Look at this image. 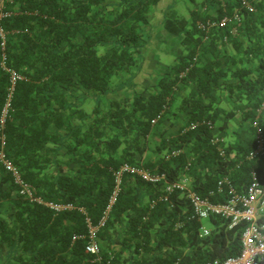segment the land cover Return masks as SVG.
I'll return each instance as SVG.
<instances>
[{
  "label": "trees",
  "instance_id": "trees-1",
  "mask_svg": "<svg viewBox=\"0 0 264 264\" xmlns=\"http://www.w3.org/2000/svg\"><path fill=\"white\" fill-rule=\"evenodd\" d=\"M3 13L0 152L43 204L19 195L0 161V264H101L85 252L88 225L111 264L236 257L247 223L212 215L202 238L188 193L165 185L188 176L204 195L226 177L243 193L251 171L264 184V154L246 158L258 132L264 143V0H9ZM156 23L176 55L165 74L135 80ZM9 71L20 78L10 99ZM174 115L181 128L157 144ZM234 120L247 141L227 143ZM125 164L165 180L123 173L111 204Z\"/></svg>",
  "mask_w": 264,
  "mask_h": 264
},
{
  "label": "built area",
  "instance_id": "built-area-1",
  "mask_svg": "<svg viewBox=\"0 0 264 264\" xmlns=\"http://www.w3.org/2000/svg\"><path fill=\"white\" fill-rule=\"evenodd\" d=\"M9 0H0V18L6 16L3 13L4 3ZM225 23V19L221 24ZM1 37V50L4 51V35L0 29ZM6 57L4 52L1 55V66L5 69ZM6 70V69H5ZM10 89L8 99L11 98V94L14 89V85L20 78L13 72H10ZM8 103L2 110L0 118L1 125L4 123V119L7 114ZM261 110H264V102L262 103ZM160 116L155 118L151 123L155 124L159 120ZM196 125H191L188 129H194ZM210 127V126H209ZM223 140L219 137L211 140V144L217 147V151L221 157L224 156V149L219 147V144ZM178 152H174L172 155H177ZM264 154V143L260 132L257 133L254 149L246 157L247 160H253ZM0 161L3 168L9 172L15 184L18 185L19 195L25 197L31 202L43 204L39 198H36L30 189V187L21 181L17 170L4 160L3 154L0 152ZM123 173H129L138 176L141 180L148 184H157L164 182L165 176L162 174H156L144 169L131 167L129 165H122L117 172L114 173L115 189L112 193L110 203L112 204L119 190L120 178ZM189 184L186 178H180L175 182H170L165 185V192L170 194L174 191H186L189 195V200L192 206V218L198 222H203L200 228V237L205 238L209 236L210 231L208 226L204 223L206 220L214 215L219 216L229 222V228L236 226L240 222H246L247 226L244 228L240 238V253L236 257H230L225 260H212L207 261L204 264H264V184L260 181L257 173L251 171L249 173V183L243 193L236 192L233 184L226 177L220 178L215 189L208 190L204 195H199L196 192L188 190ZM225 195L224 197H222ZM220 198H224V201H220ZM214 199L216 201H214ZM161 200V199H160ZM162 200H166L162 198ZM45 206L58 212L63 209H70L71 206H60L55 204H45ZM84 238L83 236H74L72 241ZM87 244L85 252L92 255L94 261L101 264H111L112 256L108 254L106 259L102 257L101 248L97 240V228L88 225V232L86 236Z\"/></svg>",
  "mask_w": 264,
  "mask_h": 264
},
{
  "label": "rangeland",
  "instance_id": "rangeland-1",
  "mask_svg": "<svg viewBox=\"0 0 264 264\" xmlns=\"http://www.w3.org/2000/svg\"><path fill=\"white\" fill-rule=\"evenodd\" d=\"M177 45L175 43L174 36L167 33L162 26H156L152 30V39L147 48L145 49L144 57L142 62L143 72L142 75L138 77L139 80H150L151 76L154 74L156 70H163L167 67V60L169 56L173 59L176 55ZM140 62V63H141ZM249 125L245 126V130L238 133L239 138L238 141H247L249 138ZM248 129V131H247ZM233 141L235 143V139L232 137L226 138V141Z\"/></svg>",
  "mask_w": 264,
  "mask_h": 264
},
{
  "label": "crops",
  "instance_id": "crops-1",
  "mask_svg": "<svg viewBox=\"0 0 264 264\" xmlns=\"http://www.w3.org/2000/svg\"><path fill=\"white\" fill-rule=\"evenodd\" d=\"M156 26H159V24H155L154 25V27H153V29L156 27ZM160 26H162V25H160ZM152 29V30H153ZM152 39V38H151ZM176 42H178L176 39H175V43ZM179 44V43H178ZM144 57V56H143ZM172 58L169 56V58H168V60L166 61L167 62V67H165L163 70H156L155 72H154V74L151 76V80L152 79H154V78H158V77H160L161 75H163V74H165L166 73V70L169 68V66L171 65V63H172ZM142 72H143V68L141 67V70H140V72L136 75V79L135 80H138V77L140 76V75H142ZM149 80H147L146 82H148ZM140 86V87H139ZM137 88L140 90L141 88H142V86L141 85H139ZM137 89V90H138ZM220 106L222 107V108H224L225 110H229V104H227V103H225V102H222L221 104H220ZM178 115H174L173 117H174V119H173V123H174V125L172 126L171 125V121L172 120H170V121H166L164 124H163V126H162V128H161V131H163L164 132V134H163V136L161 137V138H159V139H156V142H158L157 144H160V140H163L164 138H166V137H168V136H173L175 133H176V131L179 129V128H181V126H182V118H178L177 117ZM228 128H227V130H225V132H224V136H225V139H226V137L227 138H229V137H232V138H234L235 139V142H237L238 140V138H239V135H241V134H239L238 132L239 131H243L244 129H240V123L239 122H237V121H231V122H229L228 123ZM239 126V127H238ZM226 131H227V133H226ZM233 142H234V140L232 141H228V139H227V143H229V144H233ZM156 144V145H157ZM154 156L153 157H155L156 155V153L155 152H157L156 151V146L154 147ZM150 151H152V149L150 150ZM152 154V153H151ZM149 157V156H148ZM146 159H147V157H146ZM186 179H187V183L189 184V188L191 187V183H192V180H191V178L190 177H185Z\"/></svg>",
  "mask_w": 264,
  "mask_h": 264
}]
</instances>
